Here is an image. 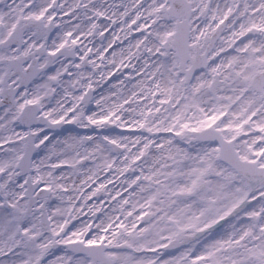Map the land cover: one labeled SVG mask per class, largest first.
I'll return each mask as SVG.
<instances>
[{
    "label": "snow or ice",
    "instance_id": "obj_1",
    "mask_svg": "<svg viewBox=\"0 0 264 264\" xmlns=\"http://www.w3.org/2000/svg\"><path fill=\"white\" fill-rule=\"evenodd\" d=\"M0 264H264V0H0Z\"/></svg>",
    "mask_w": 264,
    "mask_h": 264
}]
</instances>
